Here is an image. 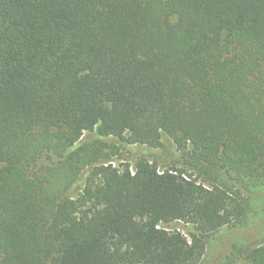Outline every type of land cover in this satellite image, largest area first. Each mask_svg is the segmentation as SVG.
<instances>
[{
	"label": "trees",
	"instance_id": "obj_1",
	"mask_svg": "<svg viewBox=\"0 0 264 264\" xmlns=\"http://www.w3.org/2000/svg\"><path fill=\"white\" fill-rule=\"evenodd\" d=\"M263 185L264 0H0V264H200Z\"/></svg>",
	"mask_w": 264,
	"mask_h": 264
},
{
	"label": "rangeland",
	"instance_id": "obj_2",
	"mask_svg": "<svg viewBox=\"0 0 264 264\" xmlns=\"http://www.w3.org/2000/svg\"><path fill=\"white\" fill-rule=\"evenodd\" d=\"M96 140L98 138L95 133H86L77 146L83 143H92ZM162 141L164 148L160 150H152L143 146H128L116 139L107 140V143L117 145L119 149L114 158L113 166L132 165L139 156L145 155L156 161L160 169L179 168L182 161L179 160L172 142L166 137H163ZM56 161L55 157L43 156L38 161V167L50 165ZM178 162L179 164L176 165ZM85 178V173L79 176L74 185L67 191V198L75 199L78 197L83 189ZM168 228L172 230L178 228L182 233H188V227L182 223L170 225ZM262 242H264V185L250 195V213L248 217L220 230L211 238L207 243L200 264H247L242 256L237 260L234 259L235 253L240 249L254 248Z\"/></svg>",
	"mask_w": 264,
	"mask_h": 264
}]
</instances>
